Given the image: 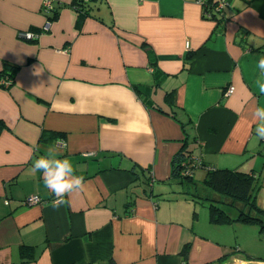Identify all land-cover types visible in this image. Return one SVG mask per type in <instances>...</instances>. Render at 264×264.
I'll return each instance as SVG.
<instances>
[{
	"label": "crops",
	"instance_id": "crops-1",
	"mask_svg": "<svg viewBox=\"0 0 264 264\" xmlns=\"http://www.w3.org/2000/svg\"><path fill=\"white\" fill-rule=\"evenodd\" d=\"M52 2L44 29L42 0H0V72L14 70L0 86V264H181L185 245V264H252L240 254L216 262L233 247L251 254L245 242L258 232L242 241L249 223L209 220L202 196H221L202 182L205 168L187 185L171 176L185 132L165 95L190 120L192 154L254 173L264 208L252 119L264 106L254 87L264 0H228L210 17L200 0H88L84 14L72 0ZM50 148L91 195L50 206L54 195L30 171ZM30 194L42 200L25 202Z\"/></svg>",
	"mask_w": 264,
	"mask_h": 264
},
{
	"label": "trees",
	"instance_id": "trees-1",
	"mask_svg": "<svg viewBox=\"0 0 264 264\" xmlns=\"http://www.w3.org/2000/svg\"><path fill=\"white\" fill-rule=\"evenodd\" d=\"M88 0H72L70 3L72 7L78 10L80 13L84 14L85 6L84 3ZM203 12L204 10L211 11V16L215 13L223 14V12L212 11L216 0H204L203 1ZM60 5V4H59ZM55 8V4L51 1V7L44 10L41 5V9L45 14L46 21L52 19V11ZM37 36V35H36ZM35 38V37H34ZM13 68L11 66L5 67L0 72V79L8 78V83H4L0 80V86L7 88L13 82ZM145 93V91L143 92ZM171 92H168L165 97L169 110H165L166 113L172 115L176 118L185 132V142L183 146L173 155L171 158V176L176 177L180 182L185 185L188 182L192 183V174L195 167L203 166L206 170L205 177L202 182L208 186L211 190L216 192L221 196L220 198L202 196L207 199L208 216L209 220L214 223L223 222H234L242 221L244 223H253L259 226L260 229H264V208L260 207L256 203V193L260 187L258 180L254 177L252 172H242L236 169L222 168V167H212L205 164L202 160H197V156L192 154V150L187 147L189 130L187 129V124L190 122L189 119L184 120L181 116H177L176 110L172 108ZM2 122L0 121V126ZM193 136L192 139H194ZM262 141V140H261ZM264 142V141H262ZM143 169V168H142ZM189 169V172L186 170ZM184 193L187 192L185 189ZM197 196V193H196ZM224 205H230L234 208V214L231 215L228 211L224 209ZM186 246V247H185ZM182 249V259L181 264H185V253L187 250V245ZM22 247H25L22 245ZM240 254L244 259H254L249 254H246L243 250L233 247L230 251L225 252L220 256L216 262L223 263L229 260L230 256ZM254 264V263H253Z\"/></svg>",
	"mask_w": 264,
	"mask_h": 264
},
{
	"label": "clouds",
	"instance_id": "clouds-1",
	"mask_svg": "<svg viewBox=\"0 0 264 264\" xmlns=\"http://www.w3.org/2000/svg\"><path fill=\"white\" fill-rule=\"evenodd\" d=\"M258 76L254 80L257 94L264 96V55H260L256 62ZM252 119L256 124L255 132L259 139H264V106L258 105L252 112ZM31 173L42 174L44 187L55 197L50 206L58 209L71 205L72 198L81 195H91L83 175H77L72 161L68 158L60 159L56 149L50 148L48 155L40 156L33 161ZM33 199L38 200V197Z\"/></svg>",
	"mask_w": 264,
	"mask_h": 264
},
{
	"label": "built area",
	"instance_id": "built-area-1",
	"mask_svg": "<svg viewBox=\"0 0 264 264\" xmlns=\"http://www.w3.org/2000/svg\"><path fill=\"white\" fill-rule=\"evenodd\" d=\"M51 1L52 0H42V8L44 10H47L48 8L51 7ZM204 0H200V3H202L203 5V2ZM228 4V0H216V3L214 5V7L212 8V11L213 10H216L217 12H223V9L225 7V5ZM204 15L207 16V17H210L211 16V11L209 10H204ZM48 24L49 22L46 21V24L44 25V29H46L48 27ZM18 35L20 37H24L26 39H32L34 37H36L37 33L36 32H33V31H29V30H22L20 32H18ZM2 82L4 83H8V78L6 79L5 77L0 79ZM233 90V86L230 85L226 88L225 92L226 93H229ZM262 141H264V139H261ZM197 160H200L199 158H197ZM186 172H189V169L186 170ZM35 197H38V200L36 199H33ZM42 199L40 198V196H38L37 194H30L26 197V200L25 202L27 203H36V202H40ZM254 264H264V260H254L253 261Z\"/></svg>",
	"mask_w": 264,
	"mask_h": 264
},
{
	"label": "rangeland",
	"instance_id": "rangeland-1",
	"mask_svg": "<svg viewBox=\"0 0 264 264\" xmlns=\"http://www.w3.org/2000/svg\"><path fill=\"white\" fill-rule=\"evenodd\" d=\"M209 190H211V189H209ZM200 192H202V191H200ZM192 193H196V191H194ZM218 194H220V193H218ZM226 206H228V205H226ZM242 224H245V223H242ZM241 229H242L243 232L239 236L240 237L239 240H242V241H244V239H245V237L247 235L249 236V234L252 235L253 232H258V234L253 235L251 242L246 241L245 243L246 244L249 243L250 247H252L250 249V251H251L250 253L251 254H249L251 257L257 258L256 260H264V256H261V255H264V229H260L258 225L253 224V223L251 225V228H250V223H249L247 225V227H245V225H244V226L241 227ZM253 252H258V253H253ZM259 253H262V254H259Z\"/></svg>",
	"mask_w": 264,
	"mask_h": 264
},
{
	"label": "bare ground",
	"instance_id": "bare-ground-1",
	"mask_svg": "<svg viewBox=\"0 0 264 264\" xmlns=\"http://www.w3.org/2000/svg\"><path fill=\"white\" fill-rule=\"evenodd\" d=\"M236 263V262H235ZM240 264H242V263H240Z\"/></svg>",
	"mask_w": 264,
	"mask_h": 264
}]
</instances>
